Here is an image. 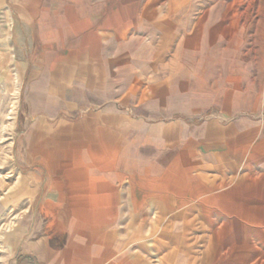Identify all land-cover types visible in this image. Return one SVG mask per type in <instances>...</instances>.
<instances>
[{
    "label": "rangeland",
    "instance_id": "1",
    "mask_svg": "<svg viewBox=\"0 0 264 264\" xmlns=\"http://www.w3.org/2000/svg\"><path fill=\"white\" fill-rule=\"evenodd\" d=\"M166 121L179 146H207L189 174L216 183L185 196L187 255L172 263L264 264V0H0V264L20 224L25 240L63 243L47 209L55 174H127L136 201ZM139 243L145 264H163L157 226Z\"/></svg>",
    "mask_w": 264,
    "mask_h": 264
},
{
    "label": "crops",
    "instance_id": "2",
    "mask_svg": "<svg viewBox=\"0 0 264 264\" xmlns=\"http://www.w3.org/2000/svg\"><path fill=\"white\" fill-rule=\"evenodd\" d=\"M184 16L187 21L190 20L189 11H186ZM209 17H201V20L205 21L203 23L205 26L210 21ZM116 31L115 37L121 39V34ZM93 34L95 36L98 33L94 31ZM112 34L110 32L107 38ZM100 40L101 37L98 35V41ZM181 130L183 131V128ZM155 131L157 170L153 167L151 170L145 168L142 161H132L137 171L141 168L149 169L146 174H141L142 177L148 178V186L143 188L144 185L141 187L138 182L132 183L133 186L137 184L140 188L135 189V193L138 194L136 201L128 198L129 188L123 187L127 174H55L53 177L55 188L48 199L47 209H52L56 215L52 225L63 228L60 237L56 236V240L60 239L62 234L67 235L60 245L46 237L25 240L26 225H18L11 235L13 242L8 245L12 250L10 254L18 250L12 256L10 264H145V258L140 252L143 251L142 245L137 244L142 240L145 228L154 226H157V242L163 243L168 249L162 254L161 258L165 260L163 264H179L172 263V260L178 259L179 252L187 255L186 250L181 249V245L191 226L189 216L191 207H195L185 196L190 194L192 201L193 198L210 193V189L216 188L214 187L216 183L207 179L206 176L210 174L195 176L189 174L195 170L190 165L193 162L196 164L193 157L205 151L207 146L193 140L194 137L183 140V146H179L182 134L177 132V124L174 122H157ZM213 131L211 137L220 138L219 129L214 128ZM219 151L217 147L212 154L217 159ZM181 162L188 163L182 165ZM201 162L202 159L197 161ZM154 171L156 173H153ZM220 175L224 178L223 181L226 180L225 174ZM236 177L245 176L234 174L228 180L233 182ZM193 178L197 180L195 185L191 186L190 191H183V195L178 190L179 185H182L179 182L185 179L191 181ZM197 207L204 212L211 209L206 206L204 199ZM151 209L157 212L156 219L150 216ZM127 211H132L133 215ZM138 211L141 213H137ZM71 227L74 229H70ZM129 240L132 243L136 242L134 247H138L139 250L136 248L130 250L129 245L127 246Z\"/></svg>",
    "mask_w": 264,
    "mask_h": 264
}]
</instances>
